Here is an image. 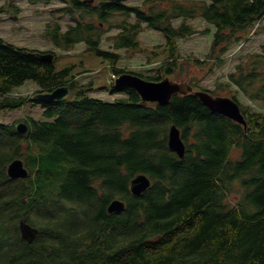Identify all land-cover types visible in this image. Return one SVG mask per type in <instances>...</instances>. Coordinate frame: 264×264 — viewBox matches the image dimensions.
I'll list each match as a JSON object with an SVG mask.
<instances>
[{
  "label": "trees",
  "instance_id": "trees-1",
  "mask_svg": "<svg viewBox=\"0 0 264 264\" xmlns=\"http://www.w3.org/2000/svg\"><path fill=\"white\" fill-rule=\"evenodd\" d=\"M61 1V14L74 23L68 29L49 23L45 35L57 47L69 50L85 42L117 75L132 72L154 81L176 78L191 60H183L178 49V39L197 32L188 19L202 16L216 28L209 59H193L209 65L207 73L213 71L211 61L221 64L234 43L264 29V0ZM5 10L0 7V13ZM144 26L166 38L167 57L153 75L120 66V53L102 48L113 28H119L115 49L141 48ZM262 47L214 90L190 81L214 95L228 91L245 114V128L195 93L143 105L134 88L114 85L112 93L125 95L114 102L94 97L93 82L82 84L72 67L56 69L54 50L50 61L42 56L50 51L0 37V111L30 102L43 108L42 118H23L26 133L0 121V264H264V111L241 100L264 104ZM28 80L38 91L67 84L71 94L57 101L8 95ZM172 124L186 143L184 158L169 147ZM16 158L25 161L27 177L8 176ZM140 173L152 185L135 196L130 181ZM116 198L126 206L110 213ZM22 218L39 229L32 243L21 235Z\"/></svg>",
  "mask_w": 264,
  "mask_h": 264
},
{
  "label": "rangeland",
  "instance_id": "rangeland-1",
  "mask_svg": "<svg viewBox=\"0 0 264 264\" xmlns=\"http://www.w3.org/2000/svg\"><path fill=\"white\" fill-rule=\"evenodd\" d=\"M12 2L19 8L13 6ZM127 2L129 4L152 5V2L147 4L146 0H127ZM64 5L65 3L61 0H52L50 3H46L44 0H0V7L6 9L0 13V37L17 45L50 52L54 50L57 54L54 60L57 70L72 67V75H76L82 84L94 83V90L91 91L92 96L114 102L119 97L124 96L125 93H112L114 87L112 81L113 68L102 55L89 49L85 42H80L73 48L65 50L57 47L46 37L45 32L49 23L58 21L63 29H68L69 24L74 23L70 15L61 14L59 8ZM179 21L180 19L175 20L174 23L177 24ZM261 21L264 25V18ZM187 22L193 24L197 28V32L189 37L178 39V49L183 60L187 57H190L191 60H187L182 66L180 74L176 78L173 75H167L171 79L200 81L203 86L214 90L219 83L228 81L229 74L236 69L238 63L246 59L248 54L263 50L264 29H253L247 38L231 46L230 51L222 56L223 62L221 64L218 59L211 61L213 71L207 73L209 65H198L193 62V59H209L216 28L202 16L188 19ZM118 31L119 28H113L104 34L102 48L120 53V66L145 75H153L163 66L167 57L163 51L166 42L163 32L144 26L139 34L141 48L115 49L113 36ZM153 51L157 53L155 57H153ZM39 88L35 81L28 80L8 95L15 97L32 96ZM227 94L228 91L224 90L218 93V95L229 96ZM241 100L250 104L253 110L264 111V104L260 102L251 101L244 96H241ZM42 112V105L30 102L21 108L1 110L0 121L16 123L24 120L23 118L27 116L40 119ZM238 198V194H233V201L238 200Z\"/></svg>",
  "mask_w": 264,
  "mask_h": 264
},
{
  "label": "water",
  "instance_id": "water-1",
  "mask_svg": "<svg viewBox=\"0 0 264 264\" xmlns=\"http://www.w3.org/2000/svg\"><path fill=\"white\" fill-rule=\"evenodd\" d=\"M90 1L93 2L94 0ZM42 56L50 61L54 59V53L51 52L44 53ZM115 86L134 88L141 96L143 105L149 102L167 104L175 94L195 93L212 111L240 122L245 128L248 126L245 114L236 100L230 96L214 95L208 90H196L189 81H177L168 76L154 81L132 72H124L116 78ZM70 93L71 88L66 84L50 91H38L33 97L44 101H57L67 98ZM15 129L19 133H26L29 126L25 120H21L15 123ZM168 144L181 158L185 157L186 143L180 128L176 124H172L169 128ZM29 173V169L22 158L12 160L7 166V174L10 178H24ZM151 185V178L145 173H140L131 179L129 189L133 195L138 196L148 190ZM125 206L126 202L123 199L116 198L109 204L108 211L112 213L123 210ZM19 227L22 237L29 243H32L39 233V229L27 222L25 218L20 219Z\"/></svg>",
  "mask_w": 264,
  "mask_h": 264
}]
</instances>
